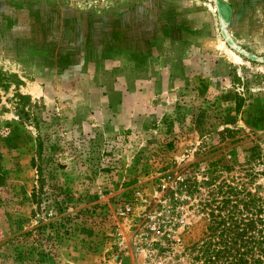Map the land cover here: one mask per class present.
I'll use <instances>...</instances> for the list:
<instances>
[{
	"label": "rangeland",
	"instance_id": "1",
	"mask_svg": "<svg viewBox=\"0 0 264 264\" xmlns=\"http://www.w3.org/2000/svg\"><path fill=\"white\" fill-rule=\"evenodd\" d=\"M0 76V264H189L198 192L264 198V0H0ZM37 166L72 216L16 243Z\"/></svg>",
	"mask_w": 264,
	"mask_h": 264
},
{
	"label": "trees",
	"instance_id": "2",
	"mask_svg": "<svg viewBox=\"0 0 264 264\" xmlns=\"http://www.w3.org/2000/svg\"><path fill=\"white\" fill-rule=\"evenodd\" d=\"M8 79L0 76L1 88H7L10 83ZM235 79L240 80L236 76ZM19 83L20 81L16 80L13 85ZM14 94L19 101L26 98L16 92ZM240 100L236 96L235 109L239 108ZM171 145V142H167L164 147ZM258 157V154L252 153L250 159ZM36 173L39 186L38 189H32L31 202L38 211L49 210V214L46 215V221L38 219L36 226L16 235L13 238L16 243H22L31 236L41 240L48 227L49 237L57 242L59 233L65 234L64 230L57 227L63 226V222L72 216V212H66L69 209L70 197L66 190L61 186L51 185L49 191L45 192L42 186V170L38 166ZM246 175L254 177L251 172ZM1 177L0 169V179ZM261 193L255 188L253 192L250 189L244 190L242 184L225 180H220L214 189L205 195L198 192V205L207 210L208 221L204 239L188 249L189 264H264V198ZM44 201H48L46 206H43ZM55 242L50 243L48 251ZM42 253L43 250H38L35 255H43ZM16 254L20 257L19 252Z\"/></svg>",
	"mask_w": 264,
	"mask_h": 264
}]
</instances>
